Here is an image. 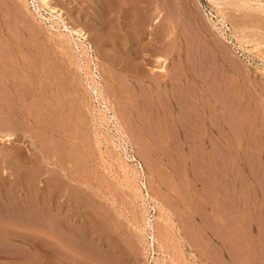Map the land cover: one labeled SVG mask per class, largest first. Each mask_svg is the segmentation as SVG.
I'll return each mask as SVG.
<instances>
[{
  "label": "rangeland",
  "instance_id": "rangeland-1",
  "mask_svg": "<svg viewBox=\"0 0 264 264\" xmlns=\"http://www.w3.org/2000/svg\"><path fill=\"white\" fill-rule=\"evenodd\" d=\"M51 2L0 0V264H264V0Z\"/></svg>",
  "mask_w": 264,
  "mask_h": 264
},
{
  "label": "bare ground",
  "instance_id": "bare-ground-1",
  "mask_svg": "<svg viewBox=\"0 0 264 264\" xmlns=\"http://www.w3.org/2000/svg\"><path fill=\"white\" fill-rule=\"evenodd\" d=\"M20 1H23V2H27V3H29V0H20ZM111 1V0H110ZM139 1V0H138ZM142 1V0H141ZM223 1V0H222ZM226 1H228V0H226ZM38 2L40 3L39 4V6H44V7H46L47 8V10L48 11H50L51 12V14H54V12H55V9H56V5H52V2H51V0H38ZM112 2H113V0H112ZM220 2V1H219ZM234 2V1H233ZM236 2V1H235ZM253 2V1H252ZM259 2L260 1H258L257 3L259 4ZM95 3H97L98 4V2L97 1H95ZM254 3H255V1H254ZM219 4V3H218ZM229 5H230V3H228ZM253 4V3H252ZM58 5V4H57ZM99 5V4H98ZM234 5H236L235 3H234ZM239 5H240V3H239ZM249 5H250V3H249ZM249 5H245V7H248ZM260 5H262L261 3H260ZM233 6V5H232ZM237 7H238V5H237ZM240 7H242V6H240ZM114 8V4L113 3H111V9H113ZM243 8V7H242ZM115 9V8H114ZM113 9V10H114ZM223 9V8H222ZM239 9V8H238ZM252 9V8H251ZM255 9H257V8H255ZM109 10V9H108ZM225 10V9H224ZM232 10V9H231ZM248 10V9H247ZM264 10V9H263ZM111 12V11H110ZM114 12V11H113ZM113 12H112V14H113ZM238 12V11H237ZM252 12H253V10H252ZM255 12H257V11H255ZM261 12H262V10H261ZM226 13V12H225ZM260 13V12H259ZM111 14V13H110ZM224 14V13H223ZM240 14V13H239ZM85 15V14H84ZM237 15V14H236ZM242 15V14H241ZM245 15V14H244ZM253 15V14H252ZM57 16H60V13H58V15ZM88 16H93V15H88ZM112 16V15H111ZM246 16V15H245ZM39 17L43 20V18H42V15L40 16L39 15ZM230 18V17H229ZM234 18V17H233ZM245 18H247V17H245ZM233 20V19H232ZM247 20V19H246ZM233 22V21H232ZM235 22V21H234ZM249 22V21H248ZM256 24H257V22H256ZM66 25V24H65ZM253 25V24H252ZM67 27L68 28H70V27H72V31H74V33H76L77 34V36L79 37V38H81L82 39V41L80 42L81 43V45H82V47H84L87 51H90L91 49V51H93V50H95V48H96V44H95V48H94V44L92 43V40H89L88 39V36L86 35V31H83V29L82 28H78V27H73V26H69V25H67ZM234 27V26H233ZM245 28V27H244ZM234 32H235V30H233ZM238 33H240V32H238ZM229 41V40H228ZM230 42V41H229ZM98 44V43H97ZM100 45V44H99ZM98 50V49H97ZM90 54V53H89ZM21 56V55H20ZM224 57V56H223ZM232 59V58H231ZM233 64V63H232ZM31 67V66H30ZM29 69V68H28ZM1 71V70H0ZM3 71V70H2ZM3 72H5V70L3 71ZM21 76H22V74H21ZM24 76V75H23ZM1 77V76H0ZM101 77V76H100ZM15 78H17V77H15ZM31 78V77H30ZM112 78V77H111ZM3 79V78H2ZM26 80V79H25ZM102 80V79H101ZM100 80V81H101ZM16 82L18 81V80H15ZM103 82V81H102ZM100 83V92L101 93H103V91H104V84L103 83ZM93 83V82H92ZM95 83H96V81H95ZM5 84V83H4ZM7 84V83H6ZM5 84V85H6ZM18 84H20V83H18ZM97 84H98V82H97ZM21 85V84H20ZM95 85V84H94ZM13 86V85H12ZM97 86V85H96ZM1 87V86H0ZM10 88V87H9ZM14 88V87H13ZM238 89V88H237ZM8 90V89H7ZM0 91H1V89H0ZM9 91V90H8ZM11 91V90H10ZM12 92V91H11ZM21 92V91H20ZM2 93V92H1ZM0 93V94H1ZM5 93V92H4ZM6 94V93H5ZM1 96V95H0ZM11 96V95H10ZM3 97H4V95H3ZM6 98V97H5ZM22 98V97H21ZM23 99V98H22ZM13 100V99H12ZM11 100V101H12ZM20 101V100H19ZM22 101V100H21ZM7 103V102H6ZM23 103V102H22ZM0 105L2 106L3 105V103H0ZM0 106V107H1ZM5 105H3V107H4ZM14 110V109H13ZM32 111V110H31ZM19 112V111H18ZM21 113V112H20ZM19 113V114H20ZM3 116V115H2ZM13 116V115H12ZM9 118V117H8ZM17 118V117H16ZM4 121V120H3ZM1 124V123H0ZM18 124V123H17ZM15 126V125H14ZM3 127V126H2ZM17 130V129H16ZM9 135H7L6 137H8V138H11L12 136V133H8ZM62 205V204H61ZM60 208L63 210V207L62 206H60ZM65 208V207H64ZM65 216V215H64ZM62 217V216H61ZM64 242V241H63Z\"/></svg>",
  "mask_w": 264,
  "mask_h": 264
}]
</instances>
